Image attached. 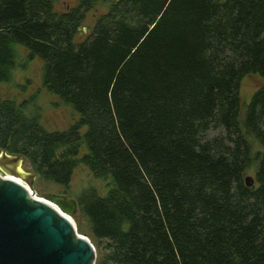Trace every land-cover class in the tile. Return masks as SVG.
Wrapping results in <instances>:
<instances>
[{
	"label": "trees",
	"instance_id": "16d2710c",
	"mask_svg": "<svg viewBox=\"0 0 264 264\" xmlns=\"http://www.w3.org/2000/svg\"><path fill=\"white\" fill-rule=\"evenodd\" d=\"M103 1L0 0V82L23 44L78 113L48 129L0 94V148L59 184L81 163L108 180L76 198L96 264H264V82L240 92L264 79V0H111L77 39Z\"/></svg>",
	"mask_w": 264,
	"mask_h": 264
},
{
	"label": "water",
	"instance_id": "95a60500",
	"mask_svg": "<svg viewBox=\"0 0 264 264\" xmlns=\"http://www.w3.org/2000/svg\"><path fill=\"white\" fill-rule=\"evenodd\" d=\"M24 158L1 148L0 170L27 183L0 173V264H96L95 244L72 217L77 199L58 192L40 196L36 172L22 167ZM246 180L253 183L252 175Z\"/></svg>",
	"mask_w": 264,
	"mask_h": 264
},
{
	"label": "rangeland",
	"instance_id": "374dc122",
	"mask_svg": "<svg viewBox=\"0 0 264 264\" xmlns=\"http://www.w3.org/2000/svg\"><path fill=\"white\" fill-rule=\"evenodd\" d=\"M111 0L101 2L96 8L87 11L86 17L83 20V25L87 28L79 32L77 39L86 36L92 27L98 14L106 12L109 8ZM78 0H56L55 8L58 11L69 9L76 5ZM17 56L11 70V78L9 81L0 82V94L4 97H11L19 102L26 101L30 108L36 106L39 108L41 121L48 129H65L68 128L78 118V113L74 108L65 103L58 95L53 94L42 82L43 77V59L39 56L31 57L29 49L23 44L16 45ZM264 79L257 73H248L244 76L241 83L242 101H249L252 92L256 87L261 85ZM29 108L28 111L31 109ZM216 133L215 131L212 134ZM1 151V148H0ZM22 167L26 170H33L31 164L26 158L22 163ZM0 173L5 176L7 173L0 170ZM26 184V181H21ZM108 180L97 176L91 168L81 163L73 172L71 181L68 186L56 183L52 180L39 176L36 173L34 178V186L39 195L45 197L50 192L66 193L71 197L77 198L82 190L92 186L97 187L100 193H105L108 190ZM79 207L77 214L79 215ZM73 219L76 220L80 232L86 234L96 247V254L101 256L104 251L103 242L93 240L89 234V223L85 220L80 225L73 214ZM81 226V227H80Z\"/></svg>",
	"mask_w": 264,
	"mask_h": 264
},
{
	"label": "bare ground",
	"instance_id": "6f19581e",
	"mask_svg": "<svg viewBox=\"0 0 264 264\" xmlns=\"http://www.w3.org/2000/svg\"><path fill=\"white\" fill-rule=\"evenodd\" d=\"M5 176H10V177H13V178H15V179H17V180H19V181H23V179H22L21 177L17 176V175H12V174H9V173H8V174L5 175ZM48 202H50L51 204L54 205L53 202H51V201H48Z\"/></svg>",
	"mask_w": 264,
	"mask_h": 264
}]
</instances>
